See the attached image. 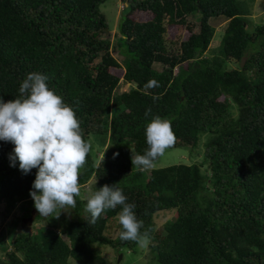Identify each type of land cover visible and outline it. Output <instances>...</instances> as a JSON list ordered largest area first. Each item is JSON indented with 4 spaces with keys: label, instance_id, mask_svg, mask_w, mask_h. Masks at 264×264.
<instances>
[{
    "label": "trees",
    "instance_id": "16d2710c",
    "mask_svg": "<svg viewBox=\"0 0 264 264\" xmlns=\"http://www.w3.org/2000/svg\"><path fill=\"white\" fill-rule=\"evenodd\" d=\"M107 1L0 0V96L17 98L30 72L49 77V87L76 110L84 138L94 136L99 150L107 143L101 158L92 145L81 189L92 180L93 191L119 182L136 204L141 232L150 230L148 264H264V21L250 28L241 0H122L115 39L101 9ZM219 16L229 22L218 54L210 56L211 19ZM229 60L242 65L228 69ZM150 79L160 86L146 88ZM122 83L130 88L120 92ZM155 115L172 120L170 148L194 154L206 133L201 159L144 171L132 166L131 155L148 147L145 128ZM13 149L0 141V203L8 211L33 201L37 172L24 174L18 160L13 166ZM75 199L76 217L41 236L14 233L9 223L12 243L0 234L1 263L108 264L96 244L137 249L105 234L120 206L92 224L87 198ZM172 208L175 216L157 228L155 214Z\"/></svg>",
    "mask_w": 264,
    "mask_h": 264
},
{
    "label": "clouds",
    "instance_id": "9594fccd",
    "mask_svg": "<svg viewBox=\"0 0 264 264\" xmlns=\"http://www.w3.org/2000/svg\"><path fill=\"white\" fill-rule=\"evenodd\" d=\"M49 77L30 72L19 87L20 95L5 101L0 96V141L14 144L10 153L12 165L27 174L37 169L30 195L39 216L59 218L61 212L76 208L75 197L81 194L79 177L92 148L85 139L82 121L74 107L48 84ZM159 81L150 79L146 88H157ZM159 96H153V100ZM79 104V101H77ZM151 109L145 112V116ZM147 149L143 155H131V164L138 170L153 169L157 158L165 154L175 142L172 120L160 115L152 117L145 128ZM118 153H114V157ZM104 160V159H103ZM120 206L118 214L122 231L119 238L134 241L141 248L151 243L150 230L141 232L143 220L138 219L136 204L129 203L119 182L104 184L88 198L84 212L95 224L102 214Z\"/></svg>",
    "mask_w": 264,
    "mask_h": 264
},
{
    "label": "rangeland",
    "instance_id": "374dc122",
    "mask_svg": "<svg viewBox=\"0 0 264 264\" xmlns=\"http://www.w3.org/2000/svg\"><path fill=\"white\" fill-rule=\"evenodd\" d=\"M244 3H247L249 7V18H250V28H254L253 26L259 25L264 21V3L263 0H241ZM126 4L122 0H108L106 3H104L101 6L102 11L106 14L111 30L113 31L114 38L118 39L120 36V19L123 16V9L125 8ZM196 17L191 15L190 19H195ZM229 18L225 16H219L214 17L211 19V24L216 29V34L214 41L212 42L211 48L208 51V55L213 56L215 54H218L222 42V37L225 32V29L228 25ZM183 37L185 35H182ZM118 59L121 62H124L125 55V46H119L118 48V54L116 55ZM126 62V59H125ZM242 65V61H235V60H229L228 62V69L233 68H240ZM130 88L129 84L122 83L120 85L119 91L122 92L124 90H127ZM93 137H91V142L94 149H98L97 142L92 141ZM208 135L206 133H203L200 136V141L198 143V146L195 147L197 151L194 154H189L188 150H191L189 147H180V148H169L166 149L165 154L159 158V160L155 163V168L158 167H164L168 165L173 164H179V163H191L195 162L200 158V150H203L205 148V141L207 139ZM99 140H106L107 137H98ZM98 140V141H99ZM107 141V140H106ZM101 149H98L99 158L104 156L107 143L101 145ZM191 157H193V160L190 162ZM95 180L90 181L83 189H81L80 196L82 198H88L93 192L91 188L93 187L92 182ZM24 204V205H23ZM30 209V217L27 215H24L26 212V209ZM26 208V209H25ZM70 213L67 212H61L59 218H52V217H42L39 216V213L37 212L36 208L34 207V201H22L18 202L15 206V208L11 211H8L6 209V206L4 203H0V234L2 232L5 234V240L6 242L12 243V234L8 233V226L9 223L13 224L14 233H23L27 235L32 236H41L43 233H46L49 231V229H59L61 226L64 225L65 220H71L76 217V212L73 209H69ZM176 214V209H165L157 212L154 216V221L156 224V227L159 228L163 224H165L167 221L171 220ZM29 218L28 223L24 222V219ZM119 220L118 215L113 216L107 225V228L105 230V234L112 237L113 239H117L119 235ZM96 250L100 256H102L108 264H148L150 259L152 258V252L151 248H141L137 246V249L135 251H130L127 248H121L117 246H111L108 244H96ZM5 250L6 246L4 244L0 245V264L1 259H4L5 257ZM121 256V257H120ZM72 264H81L78 261H72ZM91 264H102L100 261H94Z\"/></svg>",
    "mask_w": 264,
    "mask_h": 264
},
{
    "label": "water",
    "instance_id": "95a60500",
    "mask_svg": "<svg viewBox=\"0 0 264 264\" xmlns=\"http://www.w3.org/2000/svg\"><path fill=\"white\" fill-rule=\"evenodd\" d=\"M28 219H29V218H27V219H24V222H25V223H28V222H30V221H28ZM120 257H121V256H120Z\"/></svg>",
    "mask_w": 264,
    "mask_h": 264
}]
</instances>
